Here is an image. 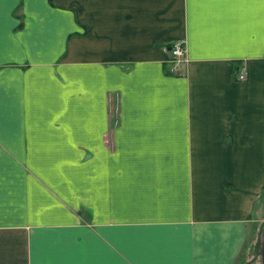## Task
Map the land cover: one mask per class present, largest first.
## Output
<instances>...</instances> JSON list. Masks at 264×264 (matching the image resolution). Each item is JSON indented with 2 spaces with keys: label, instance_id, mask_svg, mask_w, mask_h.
Wrapping results in <instances>:
<instances>
[{
  "label": "crops",
  "instance_id": "1",
  "mask_svg": "<svg viewBox=\"0 0 264 264\" xmlns=\"http://www.w3.org/2000/svg\"><path fill=\"white\" fill-rule=\"evenodd\" d=\"M263 186L264 0H0V264H239Z\"/></svg>",
  "mask_w": 264,
  "mask_h": 264
},
{
  "label": "rangeland",
  "instance_id": "2",
  "mask_svg": "<svg viewBox=\"0 0 264 264\" xmlns=\"http://www.w3.org/2000/svg\"><path fill=\"white\" fill-rule=\"evenodd\" d=\"M178 71V69H176ZM254 219L260 218L251 227L250 234L239 257V264H264V195L256 203L253 211Z\"/></svg>",
  "mask_w": 264,
  "mask_h": 264
},
{
  "label": "built area",
  "instance_id": "3",
  "mask_svg": "<svg viewBox=\"0 0 264 264\" xmlns=\"http://www.w3.org/2000/svg\"><path fill=\"white\" fill-rule=\"evenodd\" d=\"M168 52L167 61L169 62V69L171 71H176L179 64L185 61V50L184 46L180 41H174L169 43L164 47ZM246 76V67L245 65H240L234 71V77L236 79H244Z\"/></svg>",
  "mask_w": 264,
  "mask_h": 264
},
{
  "label": "trees",
  "instance_id": "4",
  "mask_svg": "<svg viewBox=\"0 0 264 264\" xmlns=\"http://www.w3.org/2000/svg\"><path fill=\"white\" fill-rule=\"evenodd\" d=\"M168 45V44H167ZM262 194H264V186H263V193Z\"/></svg>",
  "mask_w": 264,
  "mask_h": 264
}]
</instances>
